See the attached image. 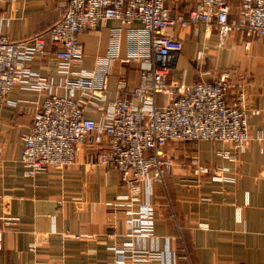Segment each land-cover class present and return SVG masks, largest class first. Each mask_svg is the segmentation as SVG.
Masks as SVG:
<instances>
[{
    "label": "crops",
    "instance_id": "0c3cea01",
    "mask_svg": "<svg viewBox=\"0 0 264 264\" xmlns=\"http://www.w3.org/2000/svg\"><path fill=\"white\" fill-rule=\"evenodd\" d=\"M236 3L231 0V20L237 17ZM170 6L173 12L182 9L174 0ZM63 11L62 0H0V32L18 40L46 35ZM117 26L120 21L110 19L81 33L85 57L70 68L95 69L108 55L111 28ZM168 31L183 41L173 78L192 83L229 70L233 90L243 86L248 105L264 108V41L259 36L246 46L249 37L231 25L202 22ZM55 50L50 44L45 55L26 60L49 77L50 89L18 85L9 94L11 103L0 108V264H264V109L250 115L251 141L237 160L221 154L229 144L220 140H202L198 150L190 141L170 142L172 171L156 183L153 194H143L155 204L152 232L130 236L139 226L111 204L127 189L119 171L100 162L102 145L94 140L83 144L72 165L26 174L24 135L49 91L65 93L66 73ZM127 53L124 26L120 55ZM121 57L110 62L111 94L102 100L104 106L121 94V79L130 88L140 81V61L126 63ZM95 116L100 119L102 113ZM194 155L214 169L225 168L227 178L203 175L197 186L183 185ZM134 210L137 217L138 204ZM121 241L147 249L146 259L124 257L128 252L118 245Z\"/></svg>",
    "mask_w": 264,
    "mask_h": 264
},
{
    "label": "built area",
    "instance_id": "2783aa9c",
    "mask_svg": "<svg viewBox=\"0 0 264 264\" xmlns=\"http://www.w3.org/2000/svg\"><path fill=\"white\" fill-rule=\"evenodd\" d=\"M64 11L46 35L12 39L0 32V108L11 103L9 97L18 85L50 89L48 76L33 70L26 60L47 53L55 45V54L66 75L65 93L50 90L35 115L28 133L22 163L27 175H35L50 166L65 168L76 162L83 144L94 140L102 145L100 162L116 168L121 184L127 189L111 204L113 211L124 210L136 223L130 236H149L153 228L155 204L145 199L155 192L172 171L174 157L168 147L172 141H190L195 145L205 139L228 143L221 154L237 160L251 141L249 117L263 107L248 105V93L235 85L229 70L215 76L186 83L172 77L171 68L183 48V41L169 28H184L193 23L228 26L245 33L246 46L251 38L264 41V0H238L237 17L230 18L231 0H174L181 10L173 12V0H62ZM119 20L112 27L109 53L100 57L95 69H71L80 63L85 50L80 34ZM139 22L141 25L136 26ZM127 28L128 53L121 57L123 27ZM203 56L200 50L197 55ZM140 61V81L132 88L123 78L120 95L104 106L110 94V62ZM233 90V91H232ZM163 103L160 104V97ZM102 113L100 119L95 115ZM227 178L225 168H212L198 155L191 158V171L182 181L197 186L200 177ZM138 204L137 217L134 206ZM126 258L146 259L147 249L133 241H121ZM183 257H187L184 254Z\"/></svg>",
    "mask_w": 264,
    "mask_h": 264
},
{
    "label": "rangeland",
    "instance_id": "374dc122",
    "mask_svg": "<svg viewBox=\"0 0 264 264\" xmlns=\"http://www.w3.org/2000/svg\"><path fill=\"white\" fill-rule=\"evenodd\" d=\"M232 2L234 3V4H237L236 2H237V0H232Z\"/></svg>",
    "mask_w": 264,
    "mask_h": 264
}]
</instances>
